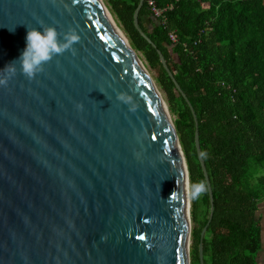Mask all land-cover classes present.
Instances as JSON below:
<instances>
[{
    "label": "water",
    "instance_id": "water-1",
    "mask_svg": "<svg viewBox=\"0 0 264 264\" xmlns=\"http://www.w3.org/2000/svg\"><path fill=\"white\" fill-rule=\"evenodd\" d=\"M145 3L134 27L156 48L140 27ZM48 26L80 39L31 79L18 62L9 78L3 68L18 60L27 28ZM159 55L196 118L211 203L205 264L215 199L199 122ZM0 79V264H192L190 175L176 128L96 0H0Z\"/></svg>",
    "mask_w": 264,
    "mask_h": 264
},
{
    "label": "trees",
    "instance_id": "trees-1",
    "mask_svg": "<svg viewBox=\"0 0 264 264\" xmlns=\"http://www.w3.org/2000/svg\"><path fill=\"white\" fill-rule=\"evenodd\" d=\"M141 0H107L130 48L144 55L168 96L186 155L190 181L206 191V222L194 231L193 264H201L202 233L209 223V190L196 147V118L165 69L163 53L195 109L203 157L212 182L215 214L203 240L210 264H259L264 207V0H156L158 20L145 3L142 32L134 27ZM175 34L177 43L170 40ZM198 223V217H197ZM206 264V263H205Z\"/></svg>",
    "mask_w": 264,
    "mask_h": 264
},
{
    "label": "clouds",
    "instance_id": "clouds-1",
    "mask_svg": "<svg viewBox=\"0 0 264 264\" xmlns=\"http://www.w3.org/2000/svg\"><path fill=\"white\" fill-rule=\"evenodd\" d=\"M10 31H14L11 29ZM80 39L75 31H69L64 34L63 39L55 27L48 26L42 28H27L25 36V47L17 61L7 64L3 70H7L9 78L16 74L17 62L19 63L20 71L29 79L37 72L43 69L44 63L50 61L53 56L60 55L66 50L72 49L73 45ZM7 79H0V85L6 84ZM118 99L126 104L131 105V110H135V105L130 96L120 95ZM206 153H201L203 158ZM206 191V186L203 182H197L191 185L190 194L193 199Z\"/></svg>",
    "mask_w": 264,
    "mask_h": 264
},
{
    "label": "rangeland",
    "instance_id": "rangeland-1",
    "mask_svg": "<svg viewBox=\"0 0 264 264\" xmlns=\"http://www.w3.org/2000/svg\"><path fill=\"white\" fill-rule=\"evenodd\" d=\"M102 2L105 3L106 8H107V10L109 12V16L115 22V24L117 25V27H118L119 31L121 32V34L128 40V42L130 44V41H129L127 35L125 34L123 27L118 22L117 18L112 14L110 6H108L107 0H102ZM133 52H134V54H136L137 57H139L140 61L142 62V64L146 68V70L149 72V74H150L151 78L153 79V81L155 82V85L157 86V89L159 90V92H160V94H161V96L163 98V101L165 102V104L167 106V109L169 111V114H170V117H171V120H172L171 122H173V124L175 126V123L178 120V117L176 115L172 114V112L170 111V103H169L167 94L164 92V90L160 87L159 83L157 82L156 75L150 69V67H149L144 55L141 54V53H136L135 51H133ZM185 158H186V155H185ZM191 185H192V181H190V186H189V214H190V218H192V230H193V236H192V242H190V248H192V251H193L194 243H195L194 231L197 230V227L199 228V225H204V223L206 222V214H205V211H204L203 204L202 203L199 204V211L197 213V217H198V223H197V217L195 219V215H194V200H193V198H192V196L190 194ZM262 208L263 207H261V209ZM258 220L260 221V225H261L262 231L264 233V210L261 211V214H258ZM258 261H259V264H264V246H263V251L260 252V255L258 257ZM205 263L206 264H210V255H207L205 257ZM192 264H193V258H192Z\"/></svg>",
    "mask_w": 264,
    "mask_h": 264
},
{
    "label": "bare ground",
    "instance_id": "bare-ground-1",
    "mask_svg": "<svg viewBox=\"0 0 264 264\" xmlns=\"http://www.w3.org/2000/svg\"><path fill=\"white\" fill-rule=\"evenodd\" d=\"M96 1L101 6V9H102L103 13L105 14L107 20L109 21L110 25L114 28L115 31H117L118 36H120L123 39V41L126 43L127 49H128V52H129L130 56H133L135 58V60L137 61V63L142 65L143 68H144V65L140 61L139 57H137L136 54H134V52L131 50L128 40L121 34V32L119 31L117 25L115 24V22L109 16V12H108V10L106 8L105 3H103L102 0H96Z\"/></svg>",
    "mask_w": 264,
    "mask_h": 264
},
{
    "label": "built area",
    "instance_id": "built-area-1",
    "mask_svg": "<svg viewBox=\"0 0 264 264\" xmlns=\"http://www.w3.org/2000/svg\"><path fill=\"white\" fill-rule=\"evenodd\" d=\"M147 3L149 5V8H150L152 14L154 15V17L156 19H158V20L163 19L165 12H163V11L158 9L156 0H147ZM170 40L173 43H177L178 42V38H177V36L175 34H171L170 35Z\"/></svg>",
    "mask_w": 264,
    "mask_h": 264
},
{
    "label": "crops",
    "instance_id": "crops-1",
    "mask_svg": "<svg viewBox=\"0 0 264 264\" xmlns=\"http://www.w3.org/2000/svg\"><path fill=\"white\" fill-rule=\"evenodd\" d=\"M262 210H264V207L260 210V214H261V211ZM261 230H262V227H261ZM263 246H264V233H263V231H262V247H261V250H260V252L261 251H263ZM260 255V254H259ZM259 262V261H258Z\"/></svg>",
    "mask_w": 264,
    "mask_h": 264
}]
</instances>
